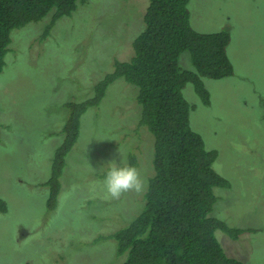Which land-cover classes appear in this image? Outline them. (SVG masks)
Returning a JSON list of instances; mask_svg holds the SVG:
<instances>
[{
    "label": "rangeland",
    "instance_id": "1",
    "mask_svg": "<svg viewBox=\"0 0 264 264\" xmlns=\"http://www.w3.org/2000/svg\"><path fill=\"white\" fill-rule=\"evenodd\" d=\"M148 1L87 0L50 31L51 13L11 32L0 73V264L126 261L110 236L140 217L155 174L154 137L141 124L137 88L118 79L81 116L54 211L45 184L65 141L67 104L94 97L114 63L133 57ZM188 8L196 32L230 33L233 75L204 80L208 106L191 85L184 92L192 129L218 152L214 170L230 182L214 189L213 217L244 231L237 239L220 230L215 236L228 257L264 264V0H190ZM180 65L194 70L188 52ZM119 149L128 164L135 157L146 186L117 200L106 194L98 169Z\"/></svg>",
    "mask_w": 264,
    "mask_h": 264
},
{
    "label": "trees",
    "instance_id": "2",
    "mask_svg": "<svg viewBox=\"0 0 264 264\" xmlns=\"http://www.w3.org/2000/svg\"><path fill=\"white\" fill-rule=\"evenodd\" d=\"M87 0H0V73L10 51L11 32L37 22L53 11V22L70 16ZM190 0H149L143 17L145 30L133 41V57L115 62L111 74L96 85L95 95L82 103L70 102L65 141L52 161L47 207L54 211L61 191L65 159L77 141L80 119L98 107L110 85L118 79L138 89L141 124L154 137V177L144 193L145 207L128 228L112 236L123 264H246L228 257L215 232L237 239L243 230L232 229L213 217L218 198L215 188L230 182L214 170L216 150H208L190 123L185 89L192 86L208 106L205 79L222 80L234 73L228 55L230 33L196 32L190 25ZM188 52L194 67L180 65ZM135 157L129 165L135 166ZM136 167V166H135ZM4 210L3 206H1Z\"/></svg>",
    "mask_w": 264,
    "mask_h": 264
},
{
    "label": "clouds",
    "instance_id": "3",
    "mask_svg": "<svg viewBox=\"0 0 264 264\" xmlns=\"http://www.w3.org/2000/svg\"><path fill=\"white\" fill-rule=\"evenodd\" d=\"M51 24L47 26L46 32L51 30L53 22V11ZM45 32V33H46ZM105 168L107 169L105 171ZM98 172L104 174L103 186L106 194L112 199L120 197L130 191L140 193L144 191L146 182L137 167L129 165L124 158V153L119 149L106 165H102Z\"/></svg>",
    "mask_w": 264,
    "mask_h": 264
}]
</instances>
